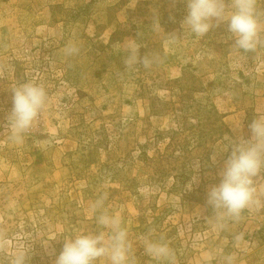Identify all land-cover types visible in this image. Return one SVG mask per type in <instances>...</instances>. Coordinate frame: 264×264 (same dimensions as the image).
Here are the masks:
<instances>
[{
	"label": "rangeland",
	"instance_id": "rangeland-1",
	"mask_svg": "<svg viewBox=\"0 0 264 264\" xmlns=\"http://www.w3.org/2000/svg\"><path fill=\"white\" fill-rule=\"evenodd\" d=\"M256 10L260 40L244 52L224 24L203 38L182 28L186 0H0V264L21 251L54 264L64 240L107 235L101 212L122 218L131 264H165L146 238L168 244L171 264H264V171L238 219L206 206L227 154L211 157L264 118V0ZM133 40L148 67H125ZM23 83L47 101L14 140Z\"/></svg>",
	"mask_w": 264,
	"mask_h": 264
},
{
	"label": "clouds",
	"instance_id": "clouds-1",
	"mask_svg": "<svg viewBox=\"0 0 264 264\" xmlns=\"http://www.w3.org/2000/svg\"><path fill=\"white\" fill-rule=\"evenodd\" d=\"M186 9L181 26L195 36L206 37L213 28L224 24L238 50L250 52L257 47L261 26L256 0H186ZM77 51L70 47L66 54ZM124 64L129 69L150 64L149 58L140 54L135 40L126 48ZM46 101L45 89L34 83H23L11 90L8 123L14 140L23 139ZM247 127V136H239L211 157L215 162L218 156L227 154L218 172L219 182L210 185L206 194V206L218 213V222L225 218L238 219L256 202L254 178L264 171V118L251 120ZM104 199L99 198L92 205L93 213L103 208ZM95 222L99 228L107 229V235L103 231L87 232L64 240L54 264H131L134 253L122 218L101 212L95 216ZM142 246L146 256L171 264L173 252L168 244L146 238ZM12 264H26V254L23 251L16 253Z\"/></svg>",
	"mask_w": 264,
	"mask_h": 264
},
{
	"label": "built area",
	"instance_id": "built-area-1",
	"mask_svg": "<svg viewBox=\"0 0 264 264\" xmlns=\"http://www.w3.org/2000/svg\"><path fill=\"white\" fill-rule=\"evenodd\" d=\"M37 121H38L39 124L41 123L39 117L37 118ZM257 207H258V211L257 212H258L259 222H260L258 228H260V227H264V195L258 201Z\"/></svg>",
	"mask_w": 264,
	"mask_h": 264
}]
</instances>
